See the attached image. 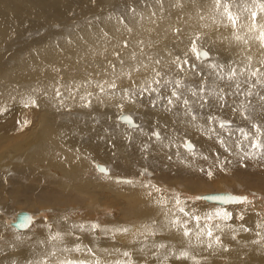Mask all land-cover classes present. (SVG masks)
<instances>
[{
	"label": "bare ground",
	"instance_id": "1",
	"mask_svg": "<svg viewBox=\"0 0 264 264\" xmlns=\"http://www.w3.org/2000/svg\"><path fill=\"white\" fill-rule=\"evenodd\" d=\"M27 1L0 0V264H264V0H57L18 32Z\"/></svg>",
	"mask_w": 264,
	"mask_h": 264
},
{
	"label": "rangeland",
	"instance_id": "2",
	"mask_svg": "<svg viewBox=\"0 0 264 264\" xmlns=\"http://www.w3.org/2000/svg\"><path fill=\"white\" fill-rule=\"evenodd\" d=\"M83 2H84V0H68V11H70L71 10V8L72 7H74L75 9H76V12H74L73 13V15H80V12H82L83 11V7H84V5H86V4H84V5H82L83 4ZM91 2H93V1H91ZM24 5V11H23V15H22V18L23 19H18V18H16L15 16H11V18H10V21L12 22V23H14V24H18L19 25V30H18V32L20 31V30H22L23 32L24 31H26V30H28V29H30V28H34L35 26H38V25H41V24H44V23H52V22H55V21H60L61 19H59V18H55L54 20H50V19H42V18H40V15L43 13V12H47V13H49V14H53L54 13V9L55 8H57L58 7V5H57V0H45V2H43L42 4H39V2H38V0H28L26 3H24L23 4ZM253 5H251L250 7H252ZM250 7H247V11H250ZM252 10H253V7H252ZM83 12H86V11H83ZM79 13V14H78ZM4 17V12L2 11V10H0V19H2ZM33 17H37V18H39L37 21H35V22H32V23H30V24H28V26H23V23H26V21L28 20V19H30V18H33ZM80 25H79V29H80ZM61 43V42H60ZM59 43V44H60ZM58 45V44H57ZM56 45V46H57ZM55 47L54 46H51L49 49L51 50V49H54ZM201 54V53H200ZM199 54V56H201ZM170 56V55H169ZM202 58H205L204 56L202 57ZM75 61L76 60H72V61H68L67 63H69L68 65H74V63H75ZM45 65H47L49 68H52V71H58V70H60V68L62 67H58V66H55V64L53 63V62H51V61H48L47 60V62L46 63H44ZM181 67V69L183 70L184 68L182 67V66H180ZM170 69H171V64L169 65V66H167V67H165V68H163V69H161L159 72H158V74L159 73H162V72H169L170 71ZM74 70L73 69H70V72H73ZM81 71L82 70H80L79 71V73H81ZM173 76H174V74H169L168 75V80L169 81H171L172 80V78H173ZM153 78H155V76H153L151 79H149V82H151L152 80H153ZM78 90V89H77ZM146 92V94H147V97L146 98H150V97H153V96H155V94L153 93V91H150L149 89L147 90V91H145ZM170 92H171V90H170ZM169 91L168 92H166V93H164V95L166 96V98H165V100H168V99H171L172 98V96H171V93H170ZM235 94V93H234ZM236 95V102L240 105V106H245V107H243V108H241V109H239V111L241 112V113H243L244 114V111H249V109L250 108H252V106H251V102H249V100H247V98H248V95H247V92H246V94H244L243 96H240V95H237V94H235ZM254 113H255V111L253 112V114L252 115H254ZM250 119H251V121H253L252 120V116L250 117ZM122 122V121H121ZM230 122V121H229ZM231 123V122H230ZM225 127H230V128H232L233 126H235V124L234 125H229V124H226V125H224ZM156 136V135H155ZM157 137V136H156ZM255 142H258V140H255ZM192 144H194L193 142H191ZM196 145V144H195ZM256 145H257V143H256ZM258 146V145H257ZM261 148H263V145L261 144ZM218 184V183H217ZM216 184V185H217ZM235 186H233V185H229V186H227V187H223L221 184H219V186H217V188H213V189H209V190H199L197 193H199V192H204V193H209V191H213V192H218L217 190H221V191H226V190H223L224 188H234ZM238 190H241V189H238ZM173 192H175L174 190H172ZM190 194V193H195V192H187L186 193V195L187 194ZM177 194V193H176ZM260 194V193H259ZM187 196H185L184 198H185V200H187V201H190V202H196V205H193L192 206V208L193 209H201V207H203L202 209H204V210H206V207H204V204H206V203H204L203 201H202V204L203 205H201V202L199 203V202H197V201H192V200H189L188 198H186ZM259 197V196H258ZM246 201V200H245ZM199 204V205H198ZM201 205V206H200ZM209 205V204H208ZM206 206V205H205ZM25 207H18L17 206V208H15L14 210H11V211H15V210H18V209H24ZM43 208H45V207H43ZM25 209H27V208H25ZM35 208H32L31 210H34ZM27 210H29V209H27ZM35 210H37V209H35ZM235 210H236V212L238 213V215H241L243 218H245V217H247V215L250 213L249 211H252V210H254L252 207H250V206H239V207H237L236 206V208H235ZM240 218V217H239ZM209 237L213 240V242L216 244V245H218V246H220V247H222L223 245L219 242V241H217L216 240V238L214 237V232H212V233H209ZM231 260H235V259H229L228 261H227V259L226 260H223L224 262L222 263V264H231Z\"/></svg>",
	"mask_w": 264,
	"mask_h": 264
},
{
	"label": "water",
	"instance_id": "3",
	"mask_svg": "<svg viewBox=\"0 0 264 264\" xmlns=\"http://www.w3.org/2000/svg\"><path fill=\"white\" fill-rule=\"evenodd\" d=\"M200 55L206 58V56H208V53H206L205 51H202ZM121 119L128 122L131 125H136V123L132 120V118L127 114H123L121 116ZM189 146L191 147L190 144L188 145V147ZM99 168L101 170H105V167L103 165H100ZM203 198L212 203L235 204L241 201L243 197L241 196L239 197L238 195H235L229 192H213V193L204 194ZM15 225L18 228H26L29 225V219H28L27 213L25 212L20 213L19 219Z\"/></svg>",
	"mask_w": 264,
	"mask_h": 264
}]
</instances>
